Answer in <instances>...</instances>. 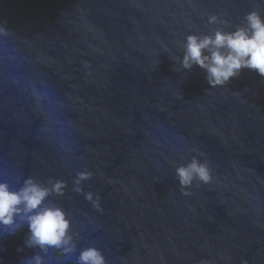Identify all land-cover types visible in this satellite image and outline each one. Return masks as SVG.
Segmentation results:
<instances>
[{
    "label": "water",
    "instance_id": "obj_1",
    "mask_svg": "<svg viewBox=\"0 0 264 264\" xmlns=\"http://www.w3.org/2000/svg\"><path fill=\"white\" fill-rule=\"evenodd\" d=\"M254 10L264 0H0V182L63 181L48 201L71 220L60 247L0 226V264H79L92 246L106 264H264V77L210 86L177 59L187 35ZM193 157L212 179L182 188Z\"/></svg>",
    "mask_w": 264,
    "mask_h": 264
},
{
    "label": "clouds",
    "instance_id": "obj_2",
    "mask_svg": "<svg viewBox=\"0 0 264 264\" xmlns=\"http://www.w3.org/2000/svg\"><path fill=\"white\" fill-rule=\"evenodd\" d=\"M217 22L216 16L209 17L210 24ZM182 47L183 57L177 58L181 67L191 70L198 66L205 71L210 86L227 84L245 68L264 77V17L258 11L247 13L243 25L234 31L216 28L209 34L187 35ZM175 171L182 188L190 186L194 180L208 183L212 179L208 164L195 157ZM89 175L78 173L75 182L79 184ZM63 186V181L49 187L28 177L18 190H13L7 181L0 182V226H6V233L14 234L26 223L30 235L25 245L29 247H60L67 243L71 220L60 206L48 201L53 193L62 194ZM85 198L91 201L92 193H85ZM98 200L99 197L94 206L99 210ZM78 259L79 264H106L102 251L95 246L83 249Z\"/></svg>",
    "mask_w": 264,
    "mask_h": 264
}]
</instances>
